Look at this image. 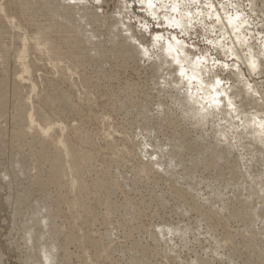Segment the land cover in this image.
I'll return each mask as SVG.
<instances>
[{"label":"rangeland","instance_id":"1","mask_svg":"<svg viewBox=\"0 0 264 264\" xmlns=\"http://www.w3.org/2000/svg\"><path fill=\"white\" fill-rule=\"evenodd\" d=\"M7 1H9V0H0V5L6 4ZM22 1L25 2V4ZM22 1L16 0L17 3L22 2L21 5L23 4L22 6L24 7V8L18 9L19 12L17 11L16 13H19V15H20V11H22L24 9V12L26 11V16H27L26 18L29 20L28 23H31L32 25L35 24L34 27L33 26L31 27L29 25L27 27L26 24H28V23L24 22V20H21V17H19V15H17V17L15 16L17 19L14 18V22H13L15 28L18 25L22 26V27L21 26L18 27V28H21L22 30L18 29V28H17L18 30H16L19 37L22 34V36L24 35L23 37L25 40H27V39L29 40V41L27 40L28 43H27V41H24L26 43L25 46H27V44H28L27 48L28 47L31 48V49L28 48V50L26 48V50H27L26 52H28L27 53L28 58H26V62L30 63L31 61H33L32 63H36V62H38L40 64L44 63L43 65H45V66L48 65V67H50V65H51V64H49L50 56L49 57L46 56L48 54L47 51L44 50L46 54L42 50H39L40 52L34 51V52H36V54H35L33 52L32 47L36 48L37 46H39L38 48H43V47H41L42 42L44 41V39H47V38H45V36L46 37H49V36L52 37L54 35L53 39H55L59 35L57 36L55 33L54 34L51 33V35L47 36V34H45V33H47V30L50 31L51 29H53L52 26L50 27V25H53V22L50 23L51 19L49 20L48 17L45 18L43 16V15H45V16L48 15V14H46V11H42L40 9L37 10L36 8L33 9L32 11H30V10L27 11V9H25V8H27V6H26L27 0H22ZM80 1L82 2V0H80ZM4 2H6V3H4ZM84 2H86L87 5ZM146 2H147V4H146ZM34 3H36V2H33V4ZM82 3L85 7H87L86 12L89 15L97 17L99 19V21H101L100 23H102V19H103L102 24H104V25L99 23V26H97V25L93 26L94 27L93 28L94 33H93V37L91 39H92V41L100 43V45L103 47V49H105V51L106 50L108 51V53L104 52L107 55L105 57L106 58L108 57V58L107 59L104 58V55H105L104 54L103 57H101V58L88 60L85 57L86 52L80 51L81 53L84 54L83 55L80 52L75 50L76 48L74 47V45L69 44L70 45V46H68L69 48L67 47L69 50L66 48L65 51L67 52V54H70L69 52L72 51L71 54H73V55H74V53L77 55L76 52H78V58L76 59L77 56L74 55L75 59H76L75 60V59H73V55L70 54L72 56V58H70V59H65V60L59 59L62 61V62H60L62 65H61V68L57 67L58 70H56V69H54L55 71L53 69L50 70L52 67H50V68L47 67L48 69L45 67L46 70H44V68L42 69L40 67L38 69L40 72L36 71V72H33V73L31 72V73L27 74L26 76L30 75L29 77H27V80L30 79L28 81L31 84H34V85L37 84L35 87L36 90H35V93L34 92L29 93V91L27 89H23L24 92L22 90L21 91L22 93L20 95V96H24V95L27 96L28 95L27 97L28 98L30 97L29 99L31 102L29 101L28 106L29 107L31 106V107L30 108L28 107V109H31L30 110L31 114L33 115V118L35 120L38 119L37 117L39 115H41V114L46 115L47 114L49 121H57V123H59V125H61V128H62L61 133H58L57 135L61 136L64 141L65 140L67 141L68 137L71 139V137H73V135L76 133V131L78 129L83 130L84 133L87 134V136L91 137V138L88 137V142L90 144H88V147H86L87 149L84 148V150L86 152L89 151L88 152L89 155L92 156V158L90 156L92 162H90L89 165H86L84 167L85 169L82 172L83 174H81V177L80 178L75 177V174H74L75 172L72 171V169H70V167H69V165H70L69 160H71V159L68 156L69 155V150L67 149L68 147L65 149H62L63 152L68 151V153L64 152L65 153V160L67 161V164L69 167V168L67 167L65 169L67 171L65 172L64 178L66 181L69 182L70 187L66 186L68 189L67 188H61V191L57 190L54 187H51V188H49L50 190L48 189L50 192H46V195H45L46 198L48 197L47 199H52V201H53V199L56 196L55 193L61 192L62 195L64 194L63 198H65L67 200L66 202L64 201V203L63 202L61 203L60 215L58 216V218L56 219V222L53 225V229L56 227L57 228L60 227V229H61V227L63 226L62 231H64V234L71 231L79 239L78 240L79 243H78V241L76 243L75 242L69 243L65 248L66 256H67V264H137L140 254H139V250H137L135 248L134 244H137L138 246L140 245L141 248L147 249V251L149 252L147 255V258H149V260H151L152 264H194L195 261L197 260V258H200L201 260L204 259L209 264H242L243 258L240 257L239 255H234L229 251V249H228L229 243H227L228 240L226 239V235L224 233V232H230L231 234H235L236 231H240V230H241V232L244 231L245 235L249 236V237H250V235H253V234L257 235L256 239L258 241L257 240L256 241H257V243H260V247H262L261 248L262 251L258 253V256L260 258H263L264 257V221L261 220L259 218V216L257 215L259 211H258V208H255V207L258 204H259V206H260V204L261 205L264 204V177H263L264 176V170L262 169V168H264V165L259 166V167L257 166V163L261 162V159L262 160L264 159V151H262V149L264 150V143L255 144V141H254L255 139H253L254 142L251 143L252 139L250 137H248V140L246 141L247 145L242 146V144H240L239 139L236 137L237 135L235 133V128L232 126L234 128V131H232L233 128L232 127L229 128V126H228L226 129L227 130L229 129V130L228 131L225 130L227 136H225L226 134L224 135L225 136L224 139L226 140V141L224 140L226 143V144H224L223 142L218 141V140H221V139H219L220 136L218 134L211 133L210 129L213 125L212 124L208 125L210 120L204 119L205 122L202 121V122H204V125H206V127L203 128L204 127L203 123L202 124H201V122L199 123L200 117H195V121L197 119V122L199 124L197 122H195V125H194V121H192L193 119L191 120L189 117H186L187 112L189 114L188 109H190V111H191L192 107H190V105H185L188 109H185L186 108L185 106H183L181 109V107H179L180 105L177 102H179L178 99L181 98L182 92H184V94H185L187 91L195 92V90H196V91H198L197 95L201 96L202 95L201 93H203V90L197 86L207 84V82L210 81L209 76L211 75L213 77V79L216 81V83L219 85V87H222V88H220L221 90L229 87L224 91L228 94L227 97H229L234 102V103H232L233 107L231 106L232 109H235L237 106L239 109L241 107H243L241 109H244V108L249 109L252 106L251 110H253L254 106H253V103L251 105L250 101H252L251 99H253L252 102H255V99L252 97H248L246 95V93L244 91V88H245L244 86H247V85L254 86L256 89V92L259 93L257 95H259V96L264 95V93H262V91L264 92V90H263L264 89V86H263L264 85V70H263L264 64L261 62V60L264 62V45H263L264 44V0H83ZM176 3H178V4H176ZM148 4H150L151 6L150 5L148 6ZM21 5H18V7L20 8ZM172 9H174V10H172ZM175 10H178V11L176 12ZM14 11H16V10H14ZM183 11H185V15L183 14L184 13ZM119 13L122 15V18H124L125 20H123L122 18H118V15H119V17H121V15ZM154 13L156 15H154ZM219 13H220V15H219ZM40 14H42V16H40ZM92 14H94V15H92ZM38 15H39V17H38ZM166 15H168V16H166ZM183 15L186 18L185 17L182 18ZM188 15H192L191 19L192 20L194 19V21H191V19L188 20L187 19ZM114 17H116L117 20L116 19L114 20L113 19ZM218 17L220 19L225 18V19H228L230 21L234 20V21H236V23H238L239 27L235 28L233 30L234 32L232 31L231 34L226 35L217 27V22L219 20ZM18 19H20V21H22V23L19 22ZM59 19H57V22H56V20L54 22H56L57 24H61L62 22H60V21L62 19H60V21H59ZM120 19L122 20V22L124 21V23H127V25L124 24V26L128 27L127 35L130 37L132 36L131 40L132 41L135 40V42L134 41L133 42L137 46H139V49L140 50H144L146 48L148 49V50L147 49L144 50V51H146L145 52L146 55H144L145 57H143V54H141V53H137L138 55H136V51L133 53L132 52L133 50H131V49L128 50L130 55L127 54V56L126 55H118L117 56V53H113L111 51V48L115 47V44H114V41L112 44V40L109 39V35L106 34V32L107 33L109 32V28L111 27L110 25H112L114 22H116L118 20L120 21ZM30 20H32V22H30ZM33 20L38 22V24H37L38 26H40L42 24L40 26L41 28L38 27L40 29L39 33L43 31L40 34L38 33L39 37L42 34L45 35V36L44 35L41 36L44 38L43 40L39 38L40 39L39 43H38L39 40H37V38H36L38 36L35 33V31L38 32L37 31L38 28L36 27L37 25H36V23H34ZM168 20H170L169 23H167ZM173 20L174 21H184L188 26H186V28H184V27L179 28L178 25L171 22ZM23 22H24V25H26V26L22 25ZM40 22H41V24H40ZM46 22H49V26H48V23L45 24ZM25 27H27V28H25ZM44 27L46 29L48 27V29L46 30ZM127 27H125L124 30H126ZM215 27H217V28H215ZM23 28H25V29H23ZM41 29H45V30H41ZM105 29H106V31H105ZM28 30H29V32L33 31L34 34H33V32L28 33ZM97 31H99V32H97ZM16 32H14V33H16ZM235 32L238 35L237 34L235 35ZM221 33H223V35ZM25 34H28V35H25ZM29 34L32 35V38H34L35 34H36V37L34 38L35 40H33L31 37H29ZM118 35L119 36L116 39V41L119 40L118 42H120V41H122L121 34H118ZM22 36H21V38H22ZM100 37L102 40L100 39ZM159 37H161L162 39ZM234 37H237L239 39V43H237V45H235L233 47L232 45H233ZM9 38L6 41L8 44L12 45L11 43L14 42L16 38L13 36L12 42H10L12 40V38L11 39H9ZM58 38H61V36ZM158 39H160V40H158ZM244 40H246V41H244ZM168 41H169V43H168ZM32 42H34L35 45H37V44L38 45L35 47L34 44H32ZM59 42H61V41H59ZM175 43L177 46L175 45ZM180 43L182 44V46ZM230 43H231V45H230ZM162 44H163V46H162ZM112 45H114V46H112ZM168 45L169 46L170 45L176 46L177 48L175 50L177 52L176 51L175 52L177 54H179L180 50H183L184 52L186 51V54L188 56L190 55L189 56V58L191 59L190 61L192 63H194V65H196L198 67V69H201V70H199L200 71L199 72L200 77L198 74L195 77H192L190 79L191 81H188L187 86L185 88L181 89L182 92L179 89V91L181 93L179 91H178L179 93H176L177 90H174L172 87L169 88L170 84H172L175 88V85H177V82L175 81L174 77L172 76L173 74H169V76L171 78L173 77L172 82L170 81L171 78L168 76V74H167L168 69L165 66H164V69L161 68V67H163L162 64L166 63L164 61V59L166 60V58L163 54V51H164L163 48L169 47ZM227 45H228V47L226 48ZM71 46L73 47V49L76 52L71 49L72 48ZM143 47H145V48H143ZM244 48L245 49L247 48V49L245 50ZM257 50H258V52H257ZM235 51H237V52H235ZM238 51H239V53H238ZM254 51H256L258 53V55ZM259 51L261 52V54L259 53ZM148 52H150L152 54H147ZM227 53H230V55ZM250 53L251 54L255 53L256 57H258V61H260V64L261 65L263 64L262 65L263 67L261 66L260 68H257L256 70H254L255 73L257 72L256 74H258V73L260 74L262 72V75H259V74L256 75L254 72L251 71L252 76H250V74L248 73V72H250V71H248L249 70L248 67H247L248 70L245 68L246 63L244 60L246 59V57L248 58ZM259 54L261 56H259ZM37 55H39V56H37ZM81 55H83V56H81ZM123 56L124 57L126 56V58H124ZM149 56H150V58H147ZM40 57H42V59ZM79 57L82 58L83 63H81V59H79ZM123 58L125 59V61ZM130 58L132 60L135 59L134 62H132V60H131V62H127V61H130ZM39 59H41L43 63H41V61ZM86 59H87V61H85ZM200 59L201 60L203 59L202 60L203 62L200 61ZM240 59L242 61H240ZM29 60H30V62H29ZM66 60L69 61V63L70 62H72V63H70V65L68 63V65H67V62H65ZM157 62H159V64H156ZM86 63H88L89 65H87ZM200 63L202 64V66ZM65 64H66V66H65ZM81 64H82V66H81ZM153 64L154 65L156 64L158 67L156 65L154 66ZM159 66L161 69L159 68ZM181 66L185 70L184 72L186 74H188V73L190 74V68H189L187 62H185V61L182 62ZM187 66H188V70L186 68ZM210 66L212 68H210ZM53 68H54V66H53ZM67 68H68V70H67ZM208 68H210V69H208ZM155 69H158L159 76L161 79L158 78L159 76L158 77L154 76L153 72ZM213 69H214V71H213ZM239 69H240V71H239ZM206 70H208V72H206ZM4 71H5V73H4L5 79L8 80L7 81L8 93H4L5 98H6L5 99L6 102L4 103V106L6 109L3 106L2 111L4 110L5 112L4 111H3L4 113L2 112L3 115L0 112V115H1L0 116V122H1L0 123V131L3 133L2 135L4 136V140L2 138V140H3L2 144H4V146H5L2 153L0 154V254H1V263L2 264H25V262L23 260L25 259L26 255H27V250L25 248V245L23 244L24 243L23 242L24 237H23L22 231L20 229V223L23 222L24 220H26V218H28V214H24V215L23 214H17V211H16L17 210V198H18V196H20V197L23 196V188L21 186H17L13 181L14 179H13L12 165L13 164L15 165L14 161L18 157H27V158H29V160L32 159L31 163L29 161V164H28L29 165L28 166V175L29 174L31 175L30 178L36 176L37 173H39V172H43L42 175H43L44 179L45 178L50 179L51 178L50 176L52 174L53 169L51 168L50 162L46 161V162L41 163V161L39 162V160L34 156L36 154L38 147L36 144H33V143H32L33 145H31V140L34 137L33 131H32L33 133L30 132V134H29L30 137L28 136L27 137L28 139H26L30 143L29 145H28L27 141L25 142L22 139L23 143H21V145L19 147L18 146H16V147L12 146L14 127L19 122H21L20 120L22 118H21V116H19L21 119L19 118V120H18V117L16 116V115H19V114H17L18 110L16 109V108H18L16 106L19 105L18 104L19 98L17 99V97H16V99H17L16 100L13 93L11 94V92H12L11 91L12 90L11 89L12 88L11 87L12 86L11 85L12 84L11 79H13V77L15 75V68H14L12 62H9L7 64V66L4 67V70L2 69V72H4ZM43 71H45V72H43ZM59 71L60 72L62 71V73H60ZM63 71L65 73H63ZM170 71H169V73H170ZM202 71L204 74L201 75L200 73ZM0 72H1V70H0ZM162 72H164V73H162ZM213 72L215 74H213ZM207 73H209V76ZM253 73H254V75H253ZM152 74L154 77L152 76ZM161 74H163V75L161 76ZM237 75L239 76V78ZM206 76H207V78H206ZM82 77L85 79H83ZM51 78L54 79L53 81L56 82V83L54 82L53 86H51V84H47V83H50V80H52ZM244 78L245 79L247 78L246 81ZM193 80H195V82ZM220 80H221V82H220ZM53 81H51V82H53ZM173 81H174V83H173ZM30 83L27 85H30ZM240 83L241 84L245 83V84H243V86H242ZM247 83H249V84H247ZM192 85H193V87H192ZM194 85H195V87H194ZM239 85L244 87V88L239 87ZM256 86L258 89L256 88ZM237 87H239V89H237ZM176 88H177V86H176ZM184 89H186V90H184ZM229 89H230V91H229ZM174 91H176V92H174ZM52 95H54V96L56 95L55 96L56 99H54L53 98L54 96H52ZM62 95H64V98ZM245 95L250 100L247 99L245 97ZM66 96H68V98ZM77 96H78V98H77ZM145 96H147V97H145ZM46 97L47 98H51V97L53 98V100H54L53 105L40 104V103H42L43 98L45 99ZM148 97L150 99H148ZM142 98H143V100H142ZM232 98L236 101H234ZM237 98H238V100H237ZM239 98L241 100L244 99L243 102L240 101ZM68 99H71V101ZM79 99H80V101H79ZM38 101H40V102H38ZM62 101L63 102L69 101L70 102L69 106H67L66 104H63ZM143 101H147V105L148 104L150 105V106L149 105L147 106V109H149V111H147L148 112L147 115H149L151 118H153L151 120L152 124H149L150 123L149 122L147 124V126H145V127H143L145 125L144 117L142 115H139L140 114L138 111L139 108H137L140 103H144ZM239 101L241 102L242 106L240 105ZM247 102L250 104H248ZM235 103L237 106L235 105ZM246 103H247L248 107L246 106ZM73 104H75V105H73ZM255 104H256V102L254 103V105ZM37 105H40L41 109H39V106H37ZM60 105H61V108H60ZM158 105L161 106L162 110L163 109L165 110L167 117L169 116L168 114H170V112H171L170 115L173 114L174 117L173 116L168 117L167 121H163L164 123L162 121L157 120V113L160 111L159 110L160 108H158ZM42 106H45V107H42ZM164 106H166V107H164ZM256 107H257V104L254 107V109ZM14 108L16 109V111ZM177 108L180 110H177ZM217 109L218 110L222 109V111L224 110L223 108L220 109V106L217 107ZM217 109L215 110L216 113L218 112L220 114V111H217ZM247 109H244V110H247ZM135 110H136V112H135ZM63 111H65L64 112L65 114L62 113ZM181 111H182L181 114L183 115V117L185 116L186 118L182 117V115L180 114ZM184 111H185V114H184ZM224 111H223L224 114L228 115L227 114L228 112L226 110H224ZM149 112L151 113V115ZM223 112L220 114V116H219L220 118L218 117V113L216 114L217 118L220 121L222 120V122L224 121V119L226 117V115L224 118H223V116H221L223 114ZM134 114L136 116L138 114V116H137L138 118ZM171 117H172L173 121L169 120ZM139 119H141V120H139ZM183 119L187 120L186 121L187 123H189V121H190V123L193 122L192 127L194 128V126H195L196 130L193 129L192 127H188V126H191V124L190 125L186 124V122L183 121ZM132 120L137 121V122L135 121L136 126L134 125L135 123L132 122ZM174 120H176L178 123H176V121L174 122ZM201 120H202V118H201ZM182 121H183V123H182ZM131 122L134 124H132ZM179 122L182 123L183 125L186 124L187 128L185 129L184 126L182 124H180ZM175 123L178 125H176ZM131 124L135 127H132ZM196 124L199 125L200 129ZM19 125H21V124L19 123ZM138 126L140 129L145 128L147 131L143 132V130H145V129H143L140 133L139 131H137V130H140L138 128ZM181 126H182V128H184V130L181 129ZM201 126H203V127H201ZM147 127H149V128H147ZM160 128H161V131H160ZM71 129L74 131H72ZM135 129H137V130H135ZM148 129H150V130H148ZM193 130H195V132ZM49 131L50 132H48V134H47L48 138H49V136L53 135V133H52L53 130H49ZM196 131H198V132H196ZM206 131H208V132L210 131V132L208 133ZM202 132H204V135H205V133H207L208 134L207 137H209V134L211 133L210 134L211 138L209 137L207 140L208 143H211V148L214 145L216 147V144H217L216 149H215V147H213L214 151L212 148V153H213L212 155L211 154L207 155V153H205V151L201 152V153H194V152L188 151L187 147H189L190 148L189 150H191L192 147L196 146V145H194L195 142H197L198 146H201L205 142L204 147H205V145L207 146L206 141L203 142L202 140H200L198 138V137H200V135H201L200 133H202ZM230 132H231V134H230ZM233 132H234V134H233ZM51 133H52V135H51ZM179 133H181L182 135L180 136ZM64 134H66V135H64ZM175 134H178L179 136L175 135ZM198 134H200V135L197 136ZM10 135H12V136H10ZM75 135L77 136V134H75ZM212 135H214L215 137L214 136L212 137ZM216 135L218 136V140L216 138L217 137ZM151 136H153V137H151ZM176 136H177V138H175V139H177V141L180 140L178 142V147H181L183 143H184L183 145H185V143H186V145L183 146L184 150H182V147H181V154L179 152L180 150L179 151L177 150L179 152V154H178V152L176 151L177 148L171 149L174 146L172 143H170L171 145H168V143H166V142H168V140L170 142V140ZM196 136L198 139L196 138ZM77 137H78V139L82 140L79 136H77ZM184 137H187V138L185 139ZM48 138H46V139H48ZM178 138H180V139L178 140ZM214 138L216 140H214ZM232 138L234 140H232ZM91 140H92V143H91ZM199 141H201V142H199ZM179 143L181 144V146ZM228 143L230 144L229 146H228ZM22 144H24V145H22ZM78 144H79L78 146L81 145L80 147H83L82 143L80 144L78 142ZM233 144H234L235 148L233 147L231 150V147H232L231 145H233ZM253 144H255V145H253ZM224 145H226V146H224ZM248 145H250V146H248ZM164 146H165V149H164ZM167 146H168V148H167ZM109 147L110 148L112 147V149H113L112 152L109 150ZM152 147H154V148L158 147V148H155V153L157 152V154L159 152L157 150H159L160 147L164 149V150L162 149V151H161V153L163 152L162 153L163 159L161 158L162 160L159 158V157H162V154L160 152H159L160 153L159 156L157 155L156 157H154L156 159L157 158L160 159V160H157L159 162L160 166L164 163V161H165V164L167 165L168 162L172 161L171 158H173V156H176V155L178 156L179 159L177 157L173 158V163H177L179 166L177 164H175V166H174V164H172L171 173H175L172 171L177 169L178 172L176 171V173L178 175H180L179 176L180 178L185 179L184 180L185 182L186 181L192 182V180H191L192 175L191 174H193V173L190 170L192 168L194 169L196 166H199V167H196V169H195L196 172H195V174H193L194 178H192L193 181L195 180L197 182V179L201 176L198 179V184L196 182H194V183H196V185H198L197 187L199 190L196 191V194L198 193L197 195L199 197L198 196L196 197L195 192H193V193L191 192L190 196L191 197L193 196L194 198H192V199L194 201H196L197 203H199L200 205H203L204 199L210 198L211 201L213 202V206H210V208H209L208 205L207 206L203 205L201 207L204 208L205 211L209 210V209L212 210L213 213H215V214L217 213L216 214L217 216L218 215H219V217L222 216L223 220H225L226 216H227L226 215L227 214L226 208L229 205H231V203L233 205L237 204L238 206H240L242 204L245 205V203L248 202L249 198H248V192L246 189V187H248V185H249L248 188H252L253 191L256 190L254 192L255 198L251 199V206H249V208L251 209L250 212L249 211L244 212L243 218L245 220V223L240 224L237 222H229V221L225 220V222H227V224H226L227 226H225V228L217 227L216 231L213 233V235L211 237H210V235L206 234L207 227L205 226L206 223L204 222L202 217L198 213L196 214L192 209L185 207L183 204H181V202H179V200L175 196L172 195L170 197L171 192L169 193V191H170L169 189L171 188L172 183L169 180H167L166 178H164V176H162L163 174H161V173H160L161 175H159V174L157 175L156 173H155L156 174L155 175L154 173H151V172L149 173V172L145 171L146 167H145L144 163L147 164V159H148L147 158L148 153H146V152L150 151V148L152 149ZM185 147L187 149H185ZM208 147H210L209 144H208ZM237 147L239 149H237ZM250 147H252V148H250ZM253 147H255V149L258 148L256 150V152H254L252 150V149H254ZM118 148H119V150H118ZM144 148H146L147 150L145 151ZM154 148L152 150H154ZM259 148H261V150ZM31 149L34 151H32ZM240 149H241V151H239ZM136 150H138V151H136ZM172 150H173V152H169ZM215 150H219V151H217V153H216ZM224 150H225V152H224ZM175 151H176V153H174ZM250 151H252V152H250ZM33 152H35V154H33ZM262 152H263V154H262ZM18 153H20V154H18ZM143 153H146V154H143ZM170 153H171V155H170ZM173 153H174V155H173ZM203 153H205V154H203ZM214 154L218 157H216ZM145 155H146V157H144ZM244 155H246V157H244ZM247 155H249V156H247ZM32 156H33V158H32ZM164 156L166 157V159L164 158ZM203 156L205 158L211 157L209 160L215 161V162L212 161L213 162L212 168L207 169L205 164L204 165L202 164L205 161H209L208 159H204ZM229 156H230V158L232 157L231 160H230ZM109 157H111V159ZM113 157H115V158L117 157V160ZM198 157H200V158H198ZM212 157L216 158V160H214ZM225 157H227L229 159H226ZM126 158H128V159L126 160ZM154 158H153V160H154ZM189 158H193V159H190L191 162H190ZM223 158H225V160ZM114 159H115V161H114ZM169 159H170V161H169ZM175 159L177 160V162L175 161ZM196 159H197V161H196ZM198 159H201V160L198 161ZM202 159H204L205 161H203L201 163ZM233 159L236 161H234ZM247 159H249V160H247ZM122 160L124 161L125 164L123 163ZM178 160H180V161L182 160L181 161L182 163H180ZM246 160L249 162L246 163ZM186 161L188 164H189V162L191 164L188 165L186 163ZM192 161L194 163L198 162V164L197 165L194 164L195 165V167H194V165L192 164L193 163ZM220 161H222V162H220ZM223 161L225 162V165L227 164L226 162H229L230 165L228 164V166L226 165V167H224L225 165L221 166L222 164H224ZM241 161L244 162V164L240 163ZM149 162H151V161H148V164H149ZM234 162H236L235 166H234ZM263 162H264V160H263ZM171 163L172 162H170V164ZM199 163H200V165H199ZM238 163L242 164V166H247V167H243V172H245L247 170L246 172L250 175L249 179L245 181L246 186L243 185V186H245L243 188H241L242 185H240V184H243L242 183L243 180H241L238 172L237 173H238L239 177L237 176L236 179H238V178H240V179H238L236 186L233 187V186H230V184L227 186V183H226L229 176L231 175V172H233V170L235 169L233 167H236V165ZM148 164H147V166H148ZM183 164H186L184 166L185 169L182 167ZM14 165H13V168H14ZM176 165H177V167H176ZM180 165H181V169L184 172H182V170L179 168ZM231 165H233V167ZM163 166H161V168ZM216 166H217V168H216ZM251 166H253V167L250 168ZM205 167L208 171L205 169ZM221 167L225 169L224 170L225 172L227 169H228L227 171L230 170L229 171L230 173L229 172L225 173L228 178L225 177V179H223L224 181L222 180V183H220L221 180L217 179V176L215 174V173H217L218 168H221ZM137 168H140L141 170L137 169ZM255 168L257 170H255ZM170 169H171V167H170ZM253 170H254V174H253ZM139 171H142V173H140ZM185 171H186V174H185ZM180 172H182L183 174ZM176 173H175V175H173V174H171V175H173V177L175 178V176L177 175ZM187 173H188L189 177L187 176ZM178 175L176 178H178ZM184 175H186L188 178ZM112 176H114V178ZM159 176H161V177H159ZM146 177H147V179H145ZM253 178L255 179V181ZM83 179L85 180V183H84ZM214 179L216 180L215 182L217 185L214 184L215 183V182H213ZM79 181H80V183H79ZM97 181L100 183L102 181V183L104 185L106 184L104 186V188H102V190L98 189V188L96 189V185H97L96 182ZM260 181H262V182H260ZM70 182H71V184H70ZM189 182H186V183H189ZM200 183H201V185H200ZM218 184H220V185H218ZM221 184H223V185H221ZM81 185H83V187L89 193L88 199H86V201L84 202V206L86 207V208L84 207V209L81 208V205H80L81 193L79 192V188ZM155 185H157V186H155ZM214 186H215V188H217L216 189L217 191L215 190V188H213ZM238 186H241V187L238 188ZM70 188H72V189H70ZM240 188H241V190H240ZM212 189L215 192L212 191ZM261 190H262V192H261ZM163 191H164V193H163ZM34 193H36V194H34ZM158 193H160V195H158ZM237 193H238V197L236 196ZM149 194H150V196H149ZM161 194H162V196H161ZM32 195H33L32 199H34V200H36V199L39 200V198L41 199V194H38V192H33ZM154 195L156 196L155 197L156 199L155 198L152 199V197H154ZM200 195H202V197H200ZM160 196H161V198H160ZM162 197H164V198H162ZM204 197H206V198H204ZM212 198H215L216 200H214ZM104 199H106V200H104ZM199 200H201L202 204ZM219 200H221V201H219ZM152 201H154V203H156V204H154ZM158 201L160 202L159 205L157 203ZM214 201H215V204H214ZM233 201L235 203H233ZM15 202H16V204H15ZM68 202L73 203L74 205L73 206L67 205ZM216 202H218V203H216ZM105 204L106 205L110 204V208H107L109 206L106 207ZM123 205H125V206H123ZM181 205H183L182 209H180ZM73 207H75V210H76V213L74 215H72L73 210H74ZM253 208H255L256 210L253 211L252 210ZM87 210H88V212H86ZM89 212H90V214H89ZM263 212H264V210H263ZM249 213H251V214H249ZM77 214H78V216H76ZM87 215H88L89 219H92V221H90V223H88V224H86ZM131 215H132V217H130ZM245 215H247V216H245ZM224 217H225V219H224ZM245 224H246V226H245ZM165 225H170V226L172 225L173 227H176L178 229L181 227L180 230L182 229L185 231L184 235L182 236L183 238L182 237L177 238V236H171V235L166 236L164 239L155 238L153 233L155 230L157 231V227L158 226H165ZM223 229H227V230H223ZM106 232H108V233L106 234ZM149 232L152 233L153 235L150 234ZM249 232H250V234H249ZM151 235L153 237H150ZM59 237L63 241L65 236L61 235ZM59 237H58V239H59ZM93 238H94V240H93ZM60 239H59V242H61ZM88 240H92L91 242L98 243L99 246L102 247L101 250L103 249L105 251L104 252L105 254L102 255L100 260L95 259L93 252L90 248V242ZM226 240H227V242H226ZM88 242H89V245H87ZM82 243H84V244H82ZM216 243H219L218 246H216ZM215 249H217L216 254L214 253ZM229 252H230V254H229ZM233 255H234V257H233ZM60 257L62 258V252L59 253L58 258H60ZM104 257H105V259H104ZM135 259H137V262H135L136 261Z\"/></svg>","mask_w":264,"mask_h":264},{"label":"bare ground","instance_id":"2","mask_svg":"<svg viewBox=\"0 0 264 264\" xmlns=\"http://www.w3.org/2000/svg\"><path fill=\"white\" fill-rule=\"evenodd\" d=\"M22 1V0H21ZM18 2V1H17ZM16 2V0L14 1V0H9V1H7V3L6 2H4V3H6V4H4V5H0V70H1V72H0V112L2 113L3 111H2V109H3V106H4V103L6 102V98H5V94L4 93H8V83H7V79H5V75H4V73H5V71L4 72H2V69L4 70V67L5 66H7V64L9 63V62H12V64H13V66H14V68H15V75H14V77H13V79H11L12 80V92H11V94L13 93V95L15 96V99H16V97H17V99L19 98V105L18 106H16V107H18V108H16L17 110H18V113L17 114H19V115H16L17 117H18V120H19V116H21V122H19L21 125H19V123L14 127V132H13V142H12V146H20L21 145V143H23L22 142V139L26 142L27 141V143H28V145L30 144L29 142H28V140H26V139H28L27 137L29 136L30 137V132H34V137L32 138V140H31V145H33V144H36L37 145V147H38V149H37V151H36V154H35V152H33V154H35L34 156L39 160V162L41 161V163L42 162H46V161H48V162H50V164H51V168L53 169V171H52V174H51V178L50 179H44V177H43V175H42V173L43 172H39V173H37V175L36 176H34V177H32V178H30L31 177V175L29 176L28 175V164H29V161H30V163H31V160H29V158H27V157H18L15 161H14V163H15V165H14V168H13V165H12V171H13V181H14V183L17 185V186H21L22 188H23V196H18V198H17V214H28V218H26V220H24L23 222H21L20 223V229H21V231H22V234H23V237H24V245H25V248H26V250H27V255H26V257H25V259L23 260L24 262H25V264H67V256H66V251H65V248H66V246L69 244V243H72V242H77L79 239H78V237L73 233V232H68V233H66V234H64V231H62V227H61V229H60V227L59 228H54L53 229V225H54V223L56 222V219L58 218V216L60 215V205H61V203L63 202L64 203V201L66 202L67 200L65 199V198H63L64 196V194L62 195V193L61 192H58L57 190H60L61 191V188H67L66 186H69L70 187V185H69V182L68 181H66L65 180V178H64V176H65V172L67 171V170H65L67 167H68V164H67V161L65 160V153L64 152H66V151H62V149H65V148H67L68 150H69V157H70V159L71 160H69L70 161V165H69V167H70V169H72V171H74L75 173V177H81V174H83L82 172L84 171V167L86 166V165H89L90 164V162H92L91 161V158H92V156L91 155H89V151L88 152H86L85 150H84V148H86V147H88V144H90L89 142H88V137H90V136H87V134L86 133H84V131L83 130H80V129H78L77 131H76V133L75 134H77V136H79L82 140H80V139H78V137L74 134L73 135V137H71V139L68 137V140L66 141H64L63 139H62V137L61 136H58L57 134L58 133H61V125H59V123H57V121H49L48 119V116H47V114L45 115V114H41V115H39L37 118L38 119H34L33 118V115L31 114V109H28V103H29V101H30V97L28 98L27 96H20L21 95V91L23 90V89H27L28 91H29V93H32V92H34L35 93V87H36V85H34V84H31L28 80H30V79H28L27 80V77H29L30 75H28V76H26L27 74H29V73H33V72H36V71H39L38 69L41 67L42 69L44 68V70H46L45 69V67L47 68L48 67V65L47 66H45V65H43L44 63L42 62V57H40L41 59H39L40 61H41V63H43V64H40V63H38V62H36V63H32L33 61H31L30 62V60H29V62L30 63H27L26 62V58H28L27 57V53L28 52H26L27 50H28V48H30V47H28L27 48V46H28V44H27V46H25V42L24 41H27V40H25L24 39V35L22 36V34H21V36H22V38H21V36L19 37V35L17 34V32H16V30H18V29H21V28H18V27H20L21 25H18L16 28H15V26H14V24H13V22H14V18H16L17 17V15H19V13H16L17 11H18V9H21V8H24L22 5H21V3L23 2H19V3H17ZM33 2H36V3H34L33 4ZM82 2H83V0H82ZM80 0H27L26 1V3H27V8H25V9H27V11H32L33 9H37V10H42V11H46V14H48L47 16H45V15H43L45 18H49V20H50V23H52L53 22V25H50V27L52 26L53 27V29H51L50 31H48L47 29H48V27H47V33H45V34H47V36L48 35H51V33L52 34H56L58 37H60L61 36V38H58V37H56L55 39H53V36L51 37V36H49V37H46L44 34H42L41 36H45V38H47V39H44L43 37H39V34L40 33H42V32H40L39 33V31H40V29L38 28V27H40L42 24H41V22H40V26H38L37 24H38V22L37 21H34V23H36V27L39 29H37V31L38 32H36L35 31V33L37 34V36L38 37H36V34H35V37L37 38V40H39L38 41V43L40 42V39H44V41L42 42V46L41 47H43V48H38L39 46H37V45H35L34 44V42H32V44H34V46L36 47V48H34V47H32L33 48V52L34 51H36V52H40L39 50H42L44 53H45V51L44 50H46L47 51V55L46 56H50V59H49V64H51L50 65V67H52L50 70H54V69H56V70H58L57 69V67H60L61 68V63L60 62H62L61 60L62 59H70V58H72V56L71 55H73V54H71L72 53V51H70L69 53L71 54H67V52L65 51L66 50V48L68 47V46H70L69 44H72V45H74V47L76 48L75 50L76 51H78V52H80V51H83V52H86L85 53V57L88 59V60H93V59H96V58H101V57H103V55H104V58H106L105 56H107L106 55V53H104V52H107L108 53V51L106 50L105 51V49H103V47L100 45V43H98V42H95V41H92V37H93V33H94V31H93V26L94 25H97V26H99V23L101 22V21H99V19L97 18V17H94V16H91V15H89L86 11H87V7H85L84 5H83V3H82ZM119 2V1H118ZM24 4H25V2H23ZM85 4H86V2H84ZM228 3V2H227ZM146 4H147V2H146ZM164 4V3H163ZM176 4H178V3H176ZM231 4V3H230ZM18 5H21L20 6V8L18 7ZM87 5V4H86ZM150 4H148V6H149ZM262 5V4H261ZM37 6V7H36ZM151 6V5H150ZM180 7V6H179ZM177 8V7H176ZM175 8V9H176ZM122 9V8H121ZM148 9V8H147ZM184 9V8H183ZM14 10H16V11H14ZM172 10H174V9H172ZM179 10V9H178ZM178 10H175L176 12L178 11ZM181 10V9H180ZM185 10V9H184ZM35 11V10H34ZM219 11V10H218ZM19 12V11H18ZM36 12V11H35ZM40 12V11H39ZM184 13V15H185V11H183ZM34 13V12H33ZM181 13V12H180ZM120 14V13H119ZM189 14V13H188ZM217 14V13H216ZM223 14V13H222ZM262 14V13H261ZM31 15V14H30ZM33 15V14H32ZM92 15H94V14H92ZM108 15V14H107ZM121 15V14H120ZM154 15H156L155 13H154ZM169 15V14H168ZM168 15H166V16H168ZM181 15V14H180ZM182 16V18L183 17H185V16ZM219 15H220V13H219ZM16 16V17H15ZM29 16V15H28ZM40 16H42V14H40ZM99 16V15H98ZM172 16V15H171ZM222 16V15H221ZM220 16V17H221ZM224 16V15H223ZM19 17H21V20H24V22H29V20L26 18L27 16H26V11L24 12V9L22 10V11H20V15H19ZM38 17H39V15H38ZM101 17V16H100ZM109 17V16H108ZM170 17V16H169ZM174 17V16H173ZM41 18V17H40ZM62 19L61 21H60V19ZM110 18V17H109ZM118 18H122V15H121V17H119V15H118ZM168 18V17H167ZM176 18V17H175ZM186 18V17H185ZM192 18V15H188L187 16V19L189 20V19H191ZM17 19V18H16ZM36 19V18H35ZM57 19H59V21L60 22H62L61 24H57L56 22H57ZM102 19V18H101ZM105 19V18H104ZM114 20L116 19V17H114L113 18ZM112 19V20H113ZM123 20H125L124 18H122ZM169 19V18H168ZM218 22H217V27L224 33V34H226V35H228V34H231L232 33V31L235 29V28H237V27H239V25H238V23H236V21H234V20H228V19H225V18H222V19H220L219 17H218ZM19 20V22H21L22 23V21H20V19H18ZM47 20V19H46ZM45 20V21H46ZM56 20V22H54ZM113 20V21H114ZM117 20V19H116ZM165 20V19H164ZM119 21V20H118ZM118 21H116V22H114L112 25H110L111 27L109 28V32L107 33L106 32V34H108L109 35V39H111L112 40V44H113V41H114V44H115V47H112L111 48V51L113 52V53H117V56L118 55H126L127 56V54L128 55H130V53L128 52V50H133L132 52L134 53L135 51H136V55H138L137 53H141V54H143V57H145L144 55H146V51H144V50H146V49H144V50H140L139 49V46H137L134 42H135V40H131L132 39V36L130 37V36H128L127 35V30H128V27L127 26H124V24H126L127 25V23H124V21L122 22V20L120 19V21L118 22ZM191 21H194V19L192 20L191 19ZM24 22H23V24L22 25H24ZM30 22H32V20H30ZM59 22V23H60ZM170 22V20H168L167 21V23H169ZM172 23H174V24H176V25H178V27L179 28H181V27H184V28H186V26H188L184 21H171ZM239 22V21H238ZM48 23V26H49V22H46L45 24H47ZM102 23H103V19H102ZM102 23H100V24H102ZM26 24V23H25ZM171 24V23H170ZM193 24V23H192ZM27 25V27H28V25L29 26H35V24L34 25H32L31 23H28V24H26ZM26 25H24V26H26ZM102 25H104V24H102ZM108 25V24H107ZM243 26V25H242ZM22 27V26H21ZM27 27H25V28H27ZM108 27V26H107ZM125 27H127L126 28V30H124L125 29ZM217 27H215V28H217ZM18 28V29H17ZM25 28H23V29H25ZM41 28V27H40ZM188 28V27H187ZM242 28V27H241ZM45 29H41V30H45ZM50 29V28H49ZM190 29V28H189ZM261 29V28H260ZM22 30V29H21ZM20 30V31H21ZM108 30V29H107ZM24 31V30H23ZM105 31H106V29H105ZM181 31V30H180ZM14 32H16V33H14ZM31 33L33 32V31H30ZM29 32V30H28V33H30ZM97 32H99V31H97ZM234 32V31H233ZM27 33V32H26ZM39 33V34H38ZM101 33V32H100ZM223 33H221L222 35H223ZM242 33V32H241ZM33 34H34V32H33ZM118 34H121V39H122V41H120V42H118L119 40H117L116 41V39L118 38ZM237 33L235 32V35H236ZM240 34V33H239ZM244 34V33H243ZM25 35H28V34H25ZM130 35V34H129ZM174 35V34H173ZM238 35V34H237ZM13 36L16 38H14L15 39V41L14 42H12L13 41ZM156 36V35H155ZM243 36V35H242ZM10 37V38H9ZM29 37H31L32 38V35H30L29 34ZM34 37V38H35ZM231 37V36H230ZM244 37V36H243ZM8 38L9 39H11L12 38V40L10 41V42H12L11 44L12 45H10V44H8L7 43V41L6 40H8ZM34 38H32L33 40H35ZM40 38V39H39ZM49 38V39H48ZM51 38V39H50ZM159 38H161V37H159ZM233 38V37H232ZM231 38V39H232ZM240 38V37H239ZM245 38V37H244ZM30 39V38H29ZM31 39V40H32ZM100 39H101V37H100ZM120 39V40H121ZM154 39V38H153ZM162 39V38H161ZM229 39V38H228ZM30 40V41H31ZM102 40V39H101ZM100 40V41H101ZM158 40H160V39H158ZM29 41V40H28ZM28 41H27V43H28ZM59 41H61V42H59ZM97 41V40H96ZM99 41V40H98ZM177 41V40H176ZM244 41H246V40H244ZM178 42V41H177ZM165 43V42H164ZM168 43H169V41H168ZM237 43H239V39L237 38V37H234V41H233V47L235 46V45H237ZM261 43V42H260ZM31 44V43H30ZM138 44V43H137ZM181 44V43H180ZM139 45V44H138ZM175 45H176V43H175ZM184 45V44H183ZM230 45H231V43H230ZM264 45V44H263ZM32 46V45H31ZM112 46H114V45H112ZM141 46V45H140ZM162 46H163V44H162ZM161 46V47H162ZM165 46V45H164ZM169 46V45H168ZM177 46V45H176ZM176 46H169V47H162L163 49H164V51H163V54H164V56H165V58H166V60L164 59V61L166 62V63H164V64H162L163 65V67H161V68H163L164 69V66L170 71V73H169V71L167 70V74H168V76H169V74H173L172 76L174 77V79H175V81L177 82V85H175V88H176V86H177V88L175 89L174 88V86L172 85V84H170V86H169V88L170 87H172L174 90H177V92L176 91H174V92H176V93H179L180 91H181V89L182 88H185L186 86H187V84H188V81H191L190 79L192 78V77H195L197 74L199 75V70H201V69H198V67L196 66V65H194V63H192L190 60V58H189V56L186 54V51L184 52L183 50H178L179 51V54H177L176 52ZM181 46H182V44H181ZM240 46V45H239ZM242 46V45H241ZM261 46V45H260ZM72 47V46H71ZM70 47V48H71ZM157 47V46H156ZM228 47V45L226 46V48ZM257 47V46H256ZM26 48H27V50H26ZM69 48V47H68ZM67 48V49H68ZM143 48H145V47H143ZM232 48V47H231ZM254 48V47H253ZM252 48V49H253ZM31 49V48H30ZM29 49V50H30ZM72 50H74L73 49V47L71 48ZM245 49V48H244ZM247 49V48H246ZM245 49V50H246ZM249 49V48H248ZM256 49V48H255ZM260 49V48H259ZM263 49V48H262ZM69 50V49H68ZM74 50V51H75ZM104 50V51H103ZM148 50V49H147ZM158 50V49H157ZM227 50V49H226ZM231 50V49H230ZM235 50V49H234ZM240 50V49H239ZM243 50V49H242ZM75 51V52H76ZM176 51V52H175ZM228 51V50H227ZM261 51V50H260ZM259 51V53L261 54V52ZM32 52V53H33ZM36 52H34L35 54H36ZM42 52V53H43ZM78 52H76L77 53V55L74 53V55H76L77 57H76V59L78 58ZM128 52V53H127ZM131 52V53H132ZM159 52V51H158ZM231 52V51H230ZM235 52H237V51H235ZM234 52V53H235ZM257 55H258V50H257V52L256 51H254ZM31 53V52H30ZM81 53V52H80ZM79 53V54H80ZM238 53H239V51H238ZM237 53V54H238ZM243 53V52H242ZM255 53H250V55L248 56V58L246 57V59L244 60L245 61V68L247 69V67H248V71H252V72H254V70H256L257 68H260L263 64H264V62L261 60V62L263 63L262 65L260 64V61H258V57H256V55H255ZM34 54V55H35ZM38 54V53H37ZM46 54V53H45ZM81 54H83V53H81ZM147 54H152V53H150V52H148ZM227 54H229L230 55V53H227ZM259 54V56H261ZM33 55V54H32ZM73 55V59H75V56ZM84 55V54H83ZM83 55H81V56H83ZM232 55V54H231ZM241 55V54H240ZM245 55V54H244ZM37 56H39V55H37ZM109 56V55H108ZM116 56V55H115ZM126 56L124 57V58H126ZM152 56V55H151ZM114 57V56H113ZM138 57V56H137ZM192 57V56H191ZM108 58V57H107ZM106 58V59H107ZM111 58V57H110ZM117 58V57H116ZM122 58V57H121ZM123 58V59H124ZM147 58H150V56L149 57H147ZM245 58V57H244ZM261 58V57H260ZM59 59H61V60H59ZM75 59V60H76ZM79 59H81V63H83L82 62V58H80L79 57ZM84 59V58H83ZM87 59L85 60V61H87ZM138 59V58H137ZM155 59V58H154ZM162 59V60H163ZM194 59V58H193ZM237 59V58H236ZM63 60V61H64ZM101 60V59H100ZM129 60V59H128ZM131 58H130V61H127V62H131ZM134 60L135 59H133L132 60V62H134ZM195 60V59H194ZM203 60V59H202ZM201 59H200V61H202ZM238 60V59H237ZM44 61V60H43ZM72 61V60H71ZM124 61H125V59H124ZM161 61V60H160ZM163 61V62H164ZM187 62L188 63V66H189V68H190V74L188 75V74H186L184 71V69L182 68V62ZM193 61V60H192ZM196 61V60H195ZM240 61H242L241 59H240ZM239 61V62H240ZM35 62V61H34ZM65 62H67V65H68V63H69V61H65ZM64 62V63H65ZM77 62V61H76ZM203 62V61H202ZM221 62V61H220ZM70 63H72V62H70ZM70 63H69V65H70ZM161 63V62H160ZM241 63V62H240ZM76 64V63H75ZM78 64V63H77ZM85 64V63H84ZM87 65H89L88 63H86ZM122 64V63H121ZM133 64V63H132ZM156 64H159V62H157ZM155 64V65H156ZM201 64V63H200ZM136 65V64H135ZM154 65V64H153ZM154 65V66H155ZM235 65V64H234ZM237 65V64H236ZM241 65V64H240ZM44 66V67H43ZM53 66H54V68H53ZM65 66H66V64H65ZM64 66V67H65ZM81 66H82V64H81ZM142 66V65H141ZM157 66V65H156ZM188 66L186 67L187 68V70H188ZM201 66H202V64H201ZM264 66V65H263ZM262 66V67H263ZM50 67H48V68H50ZM56 67V68H55ZM63 67V68H64ZM76 67V66H75ZM79 67V66H78ZM84 67V66H83ZM158 67V66H157ZM237 67V66H236ZM7 68V67H6ZM47 68V69H48ZM81 68V67H80ZM152 68V67H151ZM154 68V67H153ZM159 68H160V66H159ZM160 68V69H161ZM204 68V67H203ZM210 68H212L211 66H210ZM210 68H208V69H210ZM239 68V67H238ZM84 69V68H83ZM263 69V68H262ZM65 70V69H64ZM67 70H68V68H67ZM73 70V69H72ZM78 70V69H77ZM264 70V69H263ZM55 71V70H54ZM70 71V70H69ZM84 71V70H83ZM144 71V70H143ZM160 71V70H159ZM213 71H214V69H213ZM239 71H240V69H239ZM8 72V71H7ZM11 72V71H10ZM17 72V73H16ZM40 72V71H39ZM38 72V73H39ZM43 72H45V71H43ZM52 72V71H51ZM60 72V71H59ZM58 72V73H59ZM153 72V71H152ZM151 72V73H152ZM161 72V71H160ZM206 72H208V70H206ZM212 72V71H211ZM210 72V73H211ZM236 72V71H235ZM242 72V71H241ZM250 72H248L249 74H250V76H252V72L250 73ZM56 73V72H55ZM54 73V74H55ZM60 73H62V71L60 72ZM63 73H65L64 71H63ZM67 73V72H66ZM70 73V72H69ZM162 73H164V72H162ZM166 73V72H165ZM237 73V72H236ZM255 73V72H254ZM254 73H253V75H254ZM257 73V72H256ZM255 73V74H256ZM41 74V73H40ZM50 74V73H49ZM52 74V73H51ZM153 74H154V76L155 77H158L159 76V72H158V69H155L154 70V72H153ZM153 74H152V76H153ZM201 75L202 74H204L203 73V71L200 73ZM208 74V76H209V73H207ZM213 74H215L214 72H213ZM259 74V73H258ZM258 74H256V75H258ZM35 75V74H34ZM33 75V76H34ZM48 75V74H47ZM63 75V74H62ZM61 75V76H62ZM67 75V74H66ZM163 74H161V76H162ZM236 75V74H235ZM259 75H262V72L259 74ZM13 76V75H12ZM36 76V75H35ZM52 76V75H51ZM64 76V75H63ZM110 76V75H109ZM153 76V77H154ZM205 76V75H204ZM238 76V75H237ZM242 76V75H241ZM48 77V76H47ZM50 77V76H49ZM53 77V76H52ZM55 77V76H54ZM60 77V76H59ZM170 77V76H169ZM173 77L171 78V82H172V80H173ZM199 77H200V75H199ZM217 77V76H216ZM254 77V76H253ZM80 78V77H79ZM83 78V77H82ZM81 78V79H82ZM158 78H160V76L158 77ZM206 78H207V76H206ZM209 78H210V81L209 82H207V84H205V85H199V86H197V87H200L202 90H203V93H201L202 95L201 96H198L197 95V93H198V91H196L195 90V92H190V91H185L186 93L184 94V92H182V95H181V98H179L178 100H179V102H177L179 105V107H181V109H182V107L183 106H185V105H190V107H192V109H191V111H190V109H188L186 106V108L185 109H188L189 110V114H188V112H187V116L186 117H189L192 121H194V125H195V122H197V119H196V121H195V117H200V121H199V123L201 122V124L203 123V126H201V127H203V128H205L206 127V125H204V119L206 120H210V122L208 123V125L209 124H212L213 126L211 127V129H210V131H211V133H215V134H218L219 136H220V138L219 139H221V140H218V136L216 137L217 138V140L218 141H221V142H223L224 144H226L225 143V136H227V134H226V131L225 130H227L226 128L229 126V128L230 127H234L235 128V133H236V137L239 139V141H240V144H242V146L243 145H247L246 143V141L248 140V137H250L251 139H252V141H251V143H253L254 141H255V144H258V143H264V95H257V94H259V93H257L256 92V89H255V87L254 86H249V85H247V86H244V87H242L243 86V84H245V83H243V84H241L242 86H240L239 85V87H241V88H244V91H245V93H246V95L248 96V97H252V98H254L255 99V102H256V104H257V107L254 109V107L256 106V104L254 105V103L255 102H252L253 101V99H251L252 101H250L251 102V105H252V103H253V110H251L252 109V106H251V108H249V109H247V108H244V109H247V110H244V109H241V108H243V107H241L240 109L238 108V106L236 105V103H235V105L237 106L235 109H232V103H234L229 97H227V93L224 91V90H226L227 88H229V87H227V88H224L223 90H221L220 88H222V87H219V85L216 83V81L213 79V77L210 75L209 76ZM219 78V77H218ZM238 78H239V76H238ZM52 79V78H51ZM65 79V78H64ZM63 79V80H64ZM83 79H85V78H83ZM157 79V78H156ZM161 79V78H160ZM196 79V78H195ZM201 79V78H200ZM242 79V78H241ZM245 79V78H244ZM247 79V78H246ZM246 79H245V81H246ZM32 80V79H31ZM47 80V79H46ZM50 80V79H49ZM54 79H52V80H50V83H47V84H51V86H53L54 85V82L55 81H53ZM169 80V79H168ZM204 80V79H203ZM219 80V79H218ZM51 81H53V82H51ZM156 81V80H155ZM158 81V80H157ZM194 82H195V80H193ZM197 81V80H196ZM244 81V82H245ZM30 83V85H27V84H29ZM32 82V81H31ZM35 82V81H34ZM82 82V81H81ZM89 82V81H88ZM169 82V81H168ZM220 82H221V80H220ZM33 83V82H32ZM56 83V82H55ZM67 83V82H66ZM173 83H174V81H173ZM191 83V82H190ZM197 83V82H196ZM238 83V82H237ZM84 84V83H83ZM90 84V83H89ZM247 84H249V83H247ZM254 84V83H253ZM260 84V83H259ZM73 85V84H72ZM169 85V84H168ZM172 85V86H171ZM191 85V84H190ZM198 85V84H197ZM233 85V84H232ZM71 86V85H70ZM234 86V85H233ZM264 86V85H263ZM42 87V86H41ZM192 87H193V85H192ZM194 87H195V85H194ZM235 87V86H234ZM239 87H237V89H239ZM48 88V87H47ZM134 88V87H133ZM231 88V87H230ZM256 88H257V86H256ZM42 89V88H41ZM75 89V88H74ZM179 89H180V91H179ZM193 89V88H192ZM233 89V88H232ZM258 89V88H257ZM44 90V89H43ZM51 90V89H50ZM69 90V89H68ZM86 90V89H85ZM88 90V89H87ZM184 90H186V89H184ZM194 90V89H193ZM260 90V89H259ZM264 90V89H263ZM179 91V92H178ZM229 91H230V89H229ZM258 91V90H257ZM23 92H24V90H23ZM42 92V91H41ZM40 92V93H41ZM56 92V91H55ZM59 92V91H58ZM69 92V91H68ZM180 92V93H181ZM28 93V92H27ZM43 93V92H42ZM82 93V92H81ZM262 93H264L263 91H262ZM60 94V93H59ZM23 95V94H22ZM65 95V94H64ZM64 95H62L63 96V98H64ZM78 95V94H77ZM243 95V94H242ZM245 95V97L247 98V99H249L247 96ZM12 96V95H11ZM30 96V95H29ZM44 96V95H43ZM46 96V95H45ZM52 96H54V95H52ZM56 96V95H55ZM55 96L53 97L54 99H56L55 98ZM60 96V95H59ZM61 96V97H62ZM92 96V95H91ZM67 98H68V96H66ZM65 97V98H66ZM145 97H147V96H145ZM150 97V96H149ZM148 97V99H150ZM53 98L51 97V98H43V101H42V103H40V104H44V105H53ZM72 98V97H71ZM77 98H78V96H77ZM177 98V97H176ZM241 98V97H240ZM239 98V99H240ZM16 99V100H17ZM59 99V98H58ZM73 99V98H72ZM233 99V98H232ZM243 99V98H242ZM61 100V99H60ZM68 100H70L71 101V99H68ZM142 100H143V98H142ZM234 100V99H233ZM237 100H238V98H237ZM244 100V99H243ZM243 100H241L240 99V101H242L243 102ZM250 100V99H249ZM67 101V100H66ZM79 101H80V99H79ZM141 101V100H140ZM159 101V100H158ZM234 101H236V100H234ZM239 101V102H240ZM31 102V101H30ZM38 102H40V101H38ZM37 102V103H38ZM51 102V103H50ZM63 102V101H62ZM142 102V101H141ZM144 103H140L139 105H138V107L137 108H139V115H142L143 117H144V120H145V125L143 126V127H145V126H147V124L149 123V124H152L151 123V120L153 119V118H151L149 115H147V111H149V109H147V106L149 105H147V101H143ZM161 102V101H160ZM173 102V101H172ZM175 102V101H174ZM15 103V102H14ZM33 103V102H32ZM248 103V102H247ZM247 103H246V106H247ZM31 104V103H30ZM29 104V105H30ZM39 104V103H38ZM55 104V103H54ZM63 104H66L67 106H69V104H70V102L68 101V102H63ZM62 104V105H63ZM158 104V103H157ZM171 104V103H170ZM239 104V103H238ZM248 104H250V103H248ZM73 105H75V104H73ZM80 105V104H79ZM137 105V104H136ZM160 105V104H159ZM158 105V108H160L159 110V112L157 113V120H159V121H167V118L168 117H170V116H173L174 117V115L172 114V115H170L171 114V112H170V114H168L169 116L167 117V115H166V113H165V110L163 109H161V106H159ZM164 105V104H163ZM173 105V104H172ZM240 105L242 106V104H241V102H240ZM244 105V104H243ZM37 106H39V109H41V107H40V105H37ZM150 106V105H149ZM174 106V105H173ZM220 106V109L221 108H223L224 110H226L228 113V115H226V114H224V112L222 111V109L221 110H218L217 109V107H219ZM232 106V107H231ZM31 107V106H30ZM29 107V108H30ZM42 107H45V106H42ZM94 107V106H93ZM164 107H166V106H164ZM248 107V106H247ZM4 108H5V106H4ZM13 108V107H12ZM14 108V109H15ZM60 108H61V105H60ZM134 108V107H133ZM168 108V107H167ZM217 109V111H220V114L223 112V114L221 115V116H223V118L225 117V115H226V117H225V119H224V121L222 122V120L220 121L218 118H217V113H216V109ZM6 109V108H5ZM16 109H15V111H16ZM58 109V108H57ZM128 109V108H127ZM43 110V109H42ZM60 110V109H59ZM177 110H180V109H178L177 108ZM249 110V111H248ZM183 111V110H182ZM182 111L180 112V114L182 113ZM5 112V111H4ZM3 112V113H4ZM65 111H63L62 113L63 114H65L64 113ZM70 112V111H69ZM135 112H136V110H135ZM168 112V111H167ZM3 113H2V115H3ZM46 113V112H45ZM61 113V112H60ZM150 113V112H149ZM155 113V112H154ZM169 113V112H168ZM184 114H185V111H184ZM220 114L218 113V117L220 116ZM100 115V114H99ZM135 115V114H134ZM150 115H151V113H150ZM153 115V114H152ZM182 115V114H181ZM180 115V116H181ZM1 116V115H0ZM61 116V115H60ZM63 116V115H62ZM106 116V115H105ZM128 116V115H127ZM136 116V115H135ZM137 116H138V114H137ZM136 116V117H137ZM4 117V116H3ZM16 117V118H17ZM107 117V116H106ZM105 117V118H106ZM153 117V116H152ZM177 117V116H176ZM182 117H183V115H182ZM185 117V116H184ZM183 117V118H184ZM185 117V118H186ZM92 118V117H91ZM138 118V117H137ZM178 118V117H177ZM201 118H202V120H201ZM220 118V117H219ZM222 118V117H221ZM53 119V118H52ZM136 119V118H135ZM180 119V118H179ZM188 119V118H187ZM139 120H141V119H139ZM169 120H172V117L169 119ZM182 120V119H181ZM189 120V119H188ZM49 121V122H48ZM97 121V120H96ZM136 121V120H135ZM135 121H133L132 120V122H134L135 123ZM173 121V120H172ZM176 120H174V122H175ZM180 121V120H179ZM183 121H187V120H184L183 119ZM183 121H182V123H183ZM202 121H204V122H202ZM18 122V121H17ZM131 122V123H132ZM137 122V121H136ZM158 122V121H157ZM161 122V123H162ZM171 122V121H170ZM184 122V123H185ZM1 123V122H0ZM96 123V122H95ZM134 123H132V124H134ZM164 123V122H163ZM162 123V124H163ZM176 123H178L177 121H176ZM175 123V124H176ZM180 123V122H179ZM182 123H180V124H182ZM193 123V122H192ZM192 123H190V121H189V123H187L186 122V124H191V126H188V127H192ZM198 123V122H197ZM198 123V124H199ZM97 124V123H96ZM131 124V125H132ZM179 124V125H180ZM186 124L185 125H183L184 126V128L186 129L187 128V126H186ZM198 124H196L198 127H199V125ZM200 124V125H201ZM206 124V123H205ZM78 125V124H77ZM130 125V124H129ZM135 126H136V123L134 124ZM168 125V124H167ZM176 125H178V124H176ZM207 125V126H208ZM101 126V125H100ZM135 126H133L132 125V127H135ZM163 126V125H162ZM131 127V126H130ZM160 127V126H159ZM232 127V128H233ZM64 128V127H63ZM70 128V127H69ZM100 128V127H99ZM138 128H139V126H138ZM137 128V129H138ZM147 128H149V127H147ZM164 128V127H163ZM184 128H182V126H181V129H183L184 130ZM193 128V127H192ZM191 128V129H192ZM197 128V127H196ZM234 128H233V130L232 131H234ZM137 129H135V130H137ZM140 129V128H139ZM143 129H145V128H143ZM143 129H140V130H137V131H139L140 133H141V131L143 130ZM193 129H195V126H194V128ZM199 129H200V127H199ZM49 130H53V135H52V133H51V135L52 136H49V138L47 137V134H48V132H50ZM72 130V129H71ZM133 130V129H132ZM148 130H150V129H148ZM196 130V129H195ZM195 130H193L194 132H195ZM207 130V129H206ZM229 130V129H228ZM227 130V131H228ZM65 131V130H64ZM72 131H74V130H72ZM145 131H147L146 129L145 130H143V132H145ZM160 131H161V128H160ZM200 131V130H199ZM209 131V132H210ZM32 132V133H33ZM196 132H198V131H196ZM206 132H208V131H206ZM208 132V133H209ZM31 133V134H32ZM96 133V132H95ZM99 133V132H98ZM115 133V132H114ZM160 133V132H159ZM210 133V134H211ZM3 133L0 131V154L2 153V151H3V149L5 148V146H4V144H2V142H3V140H4V136L2 135ZM63 134V133H62ZM61 134V135H62ZM116 134V133H115ZM139 134V133H138ZM156 134V133H155ZM180 134V136L182 135L181 133H179ZM201 134V135H200ZM200 134H198L197 136H199L200 135V137H198L200 140H202L203 142L204 141H206L207 142V146L205 145V147H204V144H205V142L201 145V146H198L197 145V142H195L194 143V145H196V146H194V147H192L191 148V150H189L190 148L189 147H187L188 148V151H191V152H194V153H201V152H204L205 151V153H207V155H209V154H213L212 153V148L213 147H215V145L211 148V143H208V138L210 137L211 138V136H210V134H209V137H207V133H205V135H204V132H202V133H200ZM226 134V135H225ZM230 134H231V132H230ZM233 134H234V132H233ZM64 135H66V134H64ZM89 135V134H88ZM175 135H178V134H175ZM174 135V136H175ZM225 135V136H224ZM10 136H12V135H10ZM122 136V135H121ZM156 136V135H155ZM179 136V135H178ZM197 136H196V138H197ZM214 135H212V137H213ZM124 137V136H123ZM127 137V136H126ZM151 137H153V136H151ZM157 137V136H156ZM215 137V136H214ZM233 137V136H232ZM2 138H3V140H2ZM46 138H48V139H46ZM65 138V137H64ZM91 138V137H90ZM175 138H177V136L176 137H174V138H172L171 140H170V142H169V140H168V142H166V143H168V145H171L170 143H172L174 146L171 148V149H173V148H177L176 149V151L178 150H180L179 152H180V154H181V147H182V150H184L183 149V146H185L186 145V143H185V145H183L182 144V146H181V144H180V146L181 147H178V142L180 141L179 139L180 138H178V140L179 141H177V139H175ZM182 138V137H181ZM185 139L187 138V137H184ZM197 138V139H198ZM207 138V139H206ZM231 139V138H230ZM253 139H255L254 141H253ZM30 140V139H29ZM90 140V139H89ZM211 140V139H210ZM214 140H216L215 138H214ZM225 140V141H224ZM232 140H234L233 138H232ZM250 140V139H249ZM263 140V141H262ZM153 141V140H152ZM24 142V143H25ZM78 142L81 144L82 143V145H83V147H80V146H78L79 144H78ZM182 142V141H181ZM194 142V141H193ZM199 142H201V141H199ZM217 142V141H216ZM220 142V143H221ZM235 142V141H234ZM33 143V144H32ZM91 143H92V140H91ZM158 143V142H157ZM162 143V142H161ZM215 143V142H214ZM233 143V142H232ZM250 143V144H251ZM26 144V143H25ZM201 144V143H200ZM199 144V145H200ZM208 144L210 145V147H208ZM255 144H253V145H255ZM22 145H24V144H22ZM219 145V144H218ZM222 145V144H221ZM230 144L228 143V146H229ZM237 145V144H236ZM4 146V147H3ZM142 146V145H141ZM192 146V145H191ZM224 146H226V145H224ZM232 147H231V150H232V148L234 147V144L233 145H231ZM241 146V147H242ZM248 146H250V145H248ZM29 147V146H28ZM32 147V146H31ZM115 147V146H114ZM216 147H217V144H216ZM216 147H215V149H216ZM223 147V146H222ZM256 147V146H255ZM255 147H253L254 149H252L254 152H256V150L258 149V148H256L255 149ZM262 147V146H261ZM30 148V147H29ZM35 148V147H34ZM33 148V149H34ZM92 148V147H91ZM133 148V147H132ZM154 147H152V149H153ZM155 148H158V147H155ZM155 148H154V150H152L151 148H150V151H148V152H146V153H148V159H147V164H148V161H151V162H149V164H148V166H147V164L146 163H144V165H145V167H146V169H145V171L146 172H151V173H156L157 175L159 174V175H161V174H163L162 176H164V178H166L167 180H169L171 183H172V185H171V188L169 189L170 191H169V193L171 192V195H170V197L173 195V196H175L178 200H179V202H181V204H183L185 207H188V208H190V209H192L196 214L198 213L201 217H202V219L204 220V222L206 223V227H207V232H206V234H208V235H210V237L213 235V233L216 231V229H217V227H222V228H225V226H227L226 224H227V222H225V220H227V221H229V222H237V223H240V224H242V223H245V220H244V212H250V208H249V206H251V199H253V198H255L254 197V192L256 191H253L252 190V188H248L249 187V185H248V187H246V189H247V192H248V198H249V200H248V202H246L245 203V205H240V206H238L237 204H232L231 203V205H229L227 208H226V212H227V216H226V219H225V217H224V219L225 220H223V218H222V216L221 217H219V215L217 216L215 213H213L212 212V210H204V208H202L201 206H203V205H208V207L210 208V206H213V202L211 201V199L210 198H206V197H204V198H206V199H204V202H203V205H200L199 203H197L196 201H194L192 198H194L193 196L191 197L190 195H191V192L193 193V192H195V195H196V197L198 196L197 194H196V191L197 190H199L198 189V185H196V183L198 184V179L201 177H199L198 179H197V182L194 180L193 181V179L192 178H194L193 176V174H195V172H196V167H199V166H196L195 167V165L194 164H198V162H196V163H194L193 161V165H194V169L192 168L190 171H192V173L193 174H191L190 176H191V180H192V182H189V181H186V182H189V183H186L184 180L185 179H182V178H180L179 176L180 175H178L177 173H176V171H177V169L176 170H174V171H172V172H175L177 175H178V178H176L177 177V175L175 176V178L173 177V175H175V173H171V170H172V164H174V166H175V164H177V163H173V158L174 157H177L178 158V156L176 155V156H173V158H171V160L172 161H170V159H169V161L170 162H172L171 164H170V162H168L167 163V165L165 164V161H164V163L162 164L161 162V166H163L162 168H161V166H160V164H159V162L157 161V160H160L161 158L163 159V152L161 153V151H162V149L163 148H161L160 147V149L159 150H157V151H159L161 154H162V157H159L160 159H156V158H154V157H156L157 155L159 156V152H158V154H157V152L155 153ZM167 148H168V146H167ZM180 148V149H179ZM186 147H185V149H187ZM224 148V147H223ZM226 148V147H225ZM230 148V147H229ZM235 148V147H234ZM250 148H252V147H250ZM87 149V148H86ZM116 149V148H115ZM130 149V148H129ZM128 149V150H129ZM134 149V148H133ZM132 149V150H133ZM142 149V148H141ZM145 149V151L147 150L146 148H144ZM143 149V150H144ZM149 149V148H148ZM164 149H165V146H164ZM163 149V150H164ZM170 149V150H171ZM237 149H239L238 147H237ZM260 150H261V148H259ZM32 150V149H31ZM109 150L112 152L113 151V149H112V147L110 148L109 147ZM118 150H119V148H118ZM169 150V149H168ZM223 150V149H222ZM229 150V149H228ZM32 151H34V150H32ZM115 151V150H114ZM136 151H138V150H136ZM176 151L174 152V153H176ZM177 151V152H178ZM213 151H214V148H213ZM217 151H219V150H215V152L217 153ZM230 151V150H229ZM236 151V150H235ZM239 151H241V149L239 150ZM249 151V150H248ZM262 151H264L263 149H262ZM120 152V151H119ZM144 152V151H143ZM165 152V151H164ZM169 152H173V150L172 151H169ZM179 152H178V154H179ZM183 152V151H182ZM190 152V153H191ZM224 152H225V150H224ZM223 152V153H224ZM247 152V151H246ZM250 152H252V151H250ZM249 152V153H250ZM32 153V152H31ZM66 153H68V151L66 152ZM146 153H143V154H146ZM174 153H173V155H174ZM189 153V154H190ZM205 153H203V154H205ZM229 153V152H228ZM261 153V152H260ZM18 154H20V153H18ZM169 154V153H168ZM220 154V153H219ZM225 154V153H224ZM258 154V153H257ZM262 154H263V152H262ZM4 155V154H3ZM170 155H171V153H170ZM197 155V154H196ZM215 155V154H214ZM231 155V154H230ZM254 155V154H253ZM25 156V155H24ZM90 156H91V158H90ZM113 156V155H112ZM115 156V155H114ZM169 156V155H168ZM191 156V155H190ZM206 156V155H205ZM216 156V155H215ZM247 156H249V155H247ZM105 157V156H104ZM144 157H146V155L144 156ZM171 157V156H170ZM169 157V158H170ZM181 157V156H180ZM192 157V156H191ZM204 157V156H203ZM210 157V156H209ZM216 157H218V156H216ZM243 157V156H242ZM244 157H246V155H244ZM251 157V156H250ZM262 157V156H261ZM32 158H33V156H32ZM35 158V159H36ZM110 159H111V157H109ZM113 158H115V157H113ZM119 158V157H118ZM153 158H154V160H153ZM164 158L166 159V157L164 156ZM198 158H200V157H198ZM211 158V157H210ZM210 158H205L204 157V159H210ZM213 158V157H212ZM226 159H229L230 158V156H229V158H227V157H225ZM225 158H223L224 160H225ZM232 158V157H231ZM231 158H230V160H231ZM104 159V158H103ZM116 160H117V157L115 158ZM115 159H114V161H115ZM128 158H126V160H127ZM156 159V160H155ZM161 159V160H162ZM164 159V160H165ZM179 159V158H178ZM190 159H193V158H189V160ZM204 159H202V161H201V163L203 162V161H205ZM214 160H216V158H213ZM220 159V158H219ZM222 159V160H223ZM120 160V159H119ZM142 160V159H141ZM153 160V161H152ZM195 160V159H194ZM201 159H198V161H200ZM234 160V159H233ZM238 160V159H237ZM240 160V159H239ZM242 160V159H241ZM247 160H249V159H247ZM246 160V163L247 162H249V161H247ZM257 160V159H256ZM264 160V159H263ZM263 160L261 159V162H258L257 163V166L259 167V166H263L264 165V162H263ZM13 161V160H12ZM11 161V162H12ZM113 161V160H112ZM121 161V160H120ZM123 161V160H122ZM175 161L177 162V160L175 159ZM180 163H182L180 160H178ZM196 161H197V159H196ZM213 161V160H212ZM211 160H209V161H205L204 163H202L203 165L205 164V166L207 167V169L208 168H212L213 167V162H215V161H213L212 162ZM234 161H236V160H234ZM243 161V160H242ZM240 162V163H243L244 164V162ZM47 162V163H48ZM143 162V161H142ZM185 162V161H184ZM189 162V161H188ZM190 162H191V160H190ZM189 162V164L187 163V161H186V163L188 164V165H190L191 163ZM220 162H222V161H220ZM219 162V163H220ZM224 162V161H223ZM232 162V161H231ZM252 162V161H251ZM250 162V163H251ZM114 163V162H113ZM123 163H124V161H123ZM136 163V162H135ZM227 164V166H228V164H229V162H226ZM240 163H238L237 165H236V167H233V165H231L233 168H235L234 170H233V172H231V175L229 176V178L226 176V172H229V171H227L226 170V172L224 171L225 169L224 168H218V170L216 169L217 168V166H216V170H217V173H215L216 174V176H217V179H219V180H221V182L220 183H222V180L223 179H225V177H227L228 178V180H227V186L230 184V186H236V184H237V182H238V179H240L241 178V180H243V184H240V185H242V187L241 186H238V188L239 187H241V188H243V187H245L246 185V180H248L249 179V174L245 171V172H243V167H247V166H242V164H240ZM125 164V163H124ZM201 164V165H202ZM215 164V163H214ZM221 164V163H220ZM235 164H236V162H234V166H235ZM249 164V163H248ZM43 165V164H42ZM45 165V164H44ZM117 165V164H116ZM178 165V164H177ZM177 165H176V167H177ZM186 164H183L182 165V167L184 168V166H185ZM199 165H200V163H199ZM218 165V164H217ZM223 165H225V162H224V164H222L221 166H223ZM226 165L224 166V167H226ZM230 165V164H229ZM246 165V164H245ZM179 166V165H178ZM230 166V167H231ZM250 166V165H249ZM68 167V168H69ZM141 167V166H140ZM144 167V168H145ZM167 167V168H166ZM170 167H171V169H170ZM201 167V166H200ZM203 167V166H202ZM206 167H205V169H206ZM220 167V166H219ZM253 166H251L250 168H252ZM39 168V167H38ZM173 168V169H174ZM180 169H181V165H180V167H179ZM187 168V167H186ZM229 168V167H228ZM232 168V169H233ZM33 169V168H32ZM137 169H140V168H137ZM185 169V168H184ZM189 169V168H188ZM198 169V168H197ZM200 169V168H199ZM203 169V168H202ZM206 169V170H207ZM259 169V168H258ZM263 170H264V168H262ZM42 170V169H41ZM141 170V169H140ZM182 170V169H181ZM204 170V169H203ZM210 170V169H209ZM255 170H257L256 168H255ZM188 171V170H187ZM208 171V170H207ZM104 172V171H103ZM140 173H142V171H139ZM178 172V171H177ZM182 172H184L183 170H182ZM182 172H180V173H182ZM198 172V171H197ZM200 172V171H199ZM239 173V175H240V178H238V179H236V177L238 176L239 177V175H238V173ZM256 172V171H255ZM258 172V171H257ZM137 173V172H136ZM161 173V174H160ZM190 173V172H189ZM201 173V172H200ZM230 173V172H229ZM250 173V172H249ZM61 174V175H60ZM144 174V173H143ZM142 174V175H143ZM155 174V175H156ZM171 174H173V175H171ZM183 174V173H182ZM185 174H186V171H185ZM253 174H254V170H253ZM198 175V174H197ZM225 175V176H224ZM228 175V174H227ZM258 175V174H257ZM47 176V175H46ZM125 176V175H124ZM144 176V175H143ZM146 176V175H145ZM184 176H186V175H184ZM187 176L189 177V175H188V173H187ZM186 176V177H187ZM83 177V176H82ZM113 178H114V176H112ZM137 177V176H136ZM159 177H161V176H159ZM183 177V176H182ZM187 177V178H188ZM255 177V176H254ZM264 177V176H263ZM185 178V177H184ZM186 178V179H187ZM67 179V178H66ZM145 179H147V177L145 178ZM196 179V178H195ZM254 179V178H253ZM84 180V179H83ZM124 180V179H123ZM201 180V179H200ZM99 181V180H98ZM96 182L97 183V185H96V189L98 188V189H101L102 190V188H104V186L106 185H104L103 183H102V181H101V183L100 182ZM112 181V180H111ZM216 180L214 179L213 180V182H215ZM218 181V180H217ZM224 181V180H223ZM226 181V180H225ZM251 181V180H250ZM254 181H255V179H254ZM167 182V181H166ZM169 182V183H170ZM194 182H196V183H194ZM202 182V181H201ZM248 182V181H247ZM260 182H262V181H260ZM13 183V184H14ZM79 183H80V181H79ZM84 183H85V180H84ZM115 183V182H114ZM113 183V184H114ZM170 183V184H171ZM210 183V182H209ZM249 183V182H248ZM11 184V183H10ZM70 184H71V182H70ZM214 184H216V182L214 183ZM213 184V185H214ZM110 185V184H109ZM200 185H201V183H200ZM217 185V184H216ZM218 185H220V184H218ZM221 185H223V184H221ZM243 185H245V186H243ZM74 186V185H73ZM108 186V185H107ZM155 186H157V185H155ZM226 186V185H225ZM226 186V187H227ZM51 187H54V188H56L57 190V192L58 193H55L56 194V196H55V198L53 199V201H52V199H47L46 198V192H50L49 190V188H51ZM72 187V186H71ZM232 187V188H233ZM261 187V186H260ZM73 188V187H72ZM72 188H70V189H72ZM205 188V187H204ZM208 188V187H207ZM213 188H215V186L213 187ZM241 188H240V190H241ZM262 188V187H261ZM49 189V190H48ZM68 189V188H67ZM210 189V188H209ZM217 188H215V190H216ZM113 190V189H112ZM120 190V189H119ZM118 190V191H119ZM235 190V189H234ZM238 190V189H237ZM65 191V190H64ZM70 191V190H69ZM99 191V190H98ZM212 191H214L213 189H212ZM217 191V190H216ZM33 192H38V194H41V199L39 198V200H34V199H32L33 197V195H32V193ZM67 192V191H66ZM79 192L81 193V198H80V205H81V208H83L84 209V202L86 201V199H88V197H89V193L87 192V190L83 187V185H81L80 186V188H79ZM144 192V191H143ZM215 192V191H214ZM246 192V193H247ZM261 192H262V190H261ZM19 193V192H18ZM116 193V192H115ZM163 193H164V191H163ZM162 193V194H163ZM34 194H36V193H34ZM151 194V193H150ZM150 194H149V196H150ZM162 194H161V196H162ZM167 194V193H166ZM200 194V193H199ZM240 194V193H239ZM243 194V193H242ZM142 195V194H141ZM158 195H160V193H158ZM157 195V196H158ZM194 195V196H195ZM215 195V194H214ZM153 196V195H152ZM161 196H160V198H161ZM237 197H238V193H237V195H236ZM17 197V196H16ZM76 197V196H75ZM156 196L154 195V197H152V199L153 198H155ZM199 197V196H198ZM200 197H202V195H200ZM110 198V197H109ZM145 198V197H144ZM148 198V197H147ZM151 198V197H150ZM159 198V197H158ZM159 198V199H160ZM162 198H164V197H162ZM156 199V198H155ZM212 199H214V200H216L215 198H212ZM230 199V198H229ZM242 199V198H241ZM259 199V198H258ZM104 200H106V199H104ZM150 200V199H149ZM161 200V199H160ZM231 200V199H230ZM73 201V200H72ZM89 201V200H88ZM163 201V200H162ZM177 201V200H176ZM200 202H201V200H199ZM219 201H221V200H219ZM153 203H154V201H152ZM165 202V201H164ZM239 202V201H238ZM158 203V205H159V201L157 202ZM216 203H218V202H216ZM221 203V202H220ZM233 203H235L234 201H233ZM261 203V202H260ZM15 204H16V202H15ZM152 204V203H151ZM154 204H156V203H154ZM165 204V203H164ZM168 204V203H167ZM201 204H202V202H201ZM214 204H215V201H214ZM230 204V203H229ZM63 205V204H62ZM67 205H70V206H73L74 204L73 203H67ZM88 205V204H87ZM100 205V204H99ZM128 205V204H127ZM183 205H181V207H180V209H182V206ZM219 205V204H218ZM254 205V204H253ZM64 206V205H63ZM101 206V205H100ZM105 206L107 207V206H109V207H107V208H110V204L108 205H106L105 204ZM123 206H125V205H123ZM131 206V205H130ZM157 206V205H156ZM88 207V206H87ZM162 207V206H161ZM164 207V206H163ZM217 207V206H216ZM86 208V207H85ZM106 208V209H107ZM255 208H258V216H259V218L261 219V220H263L264 221V212H263V210H264V204L263 205H261L260 204V206H259V204L255 207ZM255 208H253L252 210L253 211H255L256 209ZM73 213H72V215H74L75 213H76V210H75V207H73ZM79 209V208H78ZM118 209V208H117ZM116 209V210H117ZM184 209V208H183ZM80 210V209H79ZM115 210V211H116ZM135 210V209H134ZM144 210V209H143ZM179 210V209H178ZM118 211V210H117ZM120 211V210H119ZM86 212H88V210L86 211ZM71 213V212H70ZM85 213V212H84ZM117 213V212H116ZM181 213V212H180ZM79 214V213H78ZM78 214L76 215V216H78ZM86 214V213H85ZM89 214H90V212H89ZM219 214V213H218ZM249 214H251V213H249ZM94 215V214H93ZM126 215V214H125ZM128 215V214H127ZM254 215V214H253ZM92 216V215H91ZM224 216V215H223ZM245 216H247V215H245ZM255 216V215H254ZM17 217V216H16ZM74 217V216H73ZM83 217V216H82ZM90 217V216H89ZM130 217H132V215L130 216ZM182 218V217H181ZM248 218V217H247ZM246 218V219H247ZM16 219V218H15ZM24 219V218H23ZM22 219V220H23ZM134 219V218H133ZM136 219V218H135ZM105 220V219H104ZM78 221V220H77ZM85 221V220H84ZM90 221H92V219H89L88 218V215H87V218H86V224H88V223H90ZM251 221V220H250ZM182 222V221H181ZM247 223V222H246ZM168 224V223H167ZM18 225V224H17ZM150 225V224H149ZM159 225V224H158ZM254 225V224H253ZM245 226H246V224H245ZM251 226V225H250ZM86 227V226H85ZM139 227V226H138ZM181 228V227H180ZM180 228L178 229V228H176V227H173L172 225L170 226V225H165V226H158L157 227V231L155 230L154 231V236H155V238H157V239H160V238H162V239H164L166 236H168V235H171V236H177V238L179 237V238H181L183 235H184V230H180ZM247 228V227H246ZM184 229V228H183ZM189 229V228H188ZM192 229V228H191ZM223 230H227V229H223ZM188 231V230H187ZM191 231V230H190ZM255 231V230H254ZM244 232V231H243ZM243 232H241V230L240 231H236L235 232V234H231L230 232H224L225 233V235H226V239L228 240V242H227V240H226V242L227 243H229L228 244V246H229V251L232 253V254H234V255H239L240 257H242L243 258V262H242V264H264V257L263 258H260L259 256H258V253L259 252H261L262 250H261V248L262 247H260V243H257V239H256V234H253V235H250V237L249 236H246L245 235V232L243 233ZM108 232H106V234H107ZM150 233V232H149ZM255 233V232H254ZM150 234H152V233H150ZM152 234V235H153ZM249 234H250V232H249ZM61 235H64L65 237H64V239H63V241H62V239H60V237L59 236H61ZM150 236V237H153V236ZM255 235V236H254ZM81 236V235H80ZM107 236V235H106ZM58 237H59V239L61 240V242H59V239H58ZM82 237V236H81ZM87 237V236H86ZM159 237V238H158ZM63 238V237H62ZM183 238V237H182ZM258 238V237H257ZM87 239V238H86ZM93 240H94V238H93ZM99 240V239H98ZM185 240V239H184ZM257 240V241H256ZM89 242H90V248H91V250H92V252H93V255H94V257H95V259H99L100 260V258L102 257V255L103 254H105L104 252V250L102 249L101 250V248L102 247H100L99 246V244L98 243H95V242H91L92 240H88ZM181 241V240H180ZM186 241V240H185ZM214 241V240H213ZM225 241V240H224ZM89 242H88V244L87 245H89ZM189 242V241H188ZM78 243H79V241H78ZM81 243V242H80ZM82 244H84V243H82ZM98 244V245H97ZM218 244L219 243H216V246H218ZM221 244V243H220ZM134 246H135V248L137 249V250H139V254H140V256H139V259H138V263L137 264H152L151 263V260H149V258H147V255H148V251H147V249L146 248H141V246L139 245H137V244H134ZM133 246V247H134ZM187 246V245H186ZM89 248V249H90ZM88 249V250H89ZM227 249V250H228ZM190 250V249H189ZM217 249H215V251H214V253L216 254L217 253V251H216ZM62 252V258L60 257V258H58L59 257V253H61ZM230 252H229V254H230ZM82 255V254H81ZM234 255H233V257H234ZM106 256V255H105ZM230 256V255H229ZM137 257V256H136ZM232 257V258H233ZM236 257V256H235ZM82 259V258H81ZM103 259V258H102ZM104 259H105V257H104ZM151 259V258H150ZM239 259V258H238ZM83 260V259H82ZM136 261L135 262H137V259H135ZM196 260V259H195ZM241 260V259H240ZM106 261V260H105ZM70 262V261H69ZM94 262V261H93ZM0 264H2L1 263V254H0ZM194 264H209L207 261H205L204 259H200V258H197V260L195 261V263Z\"/></svg>","mask_w":264,"mask_h":264}]
</instances>
